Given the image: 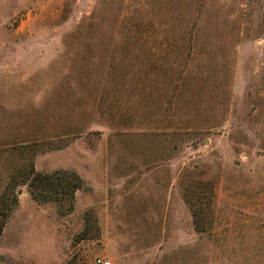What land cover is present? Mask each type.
<instances>
[{
	"label": "rangeland",
	"instance_id": "obj_1",
	"mask_svg": "<svg viewBox=\"0 0 264 264\" xmlns=\"http://www.w3.org/2000/svg\"><path fill=\"white\" fill-rule=\"evenodd\" d=\"M0 264H264V0H0Z\"/></svg>",
	"mask_w": 264,
	"mask_h": 264
},
{
	"label": "trees",
	"instance_id": "obj_2",
	"mask_svg": "<svg viewBox=\"0 0 264 264\" xmlns=\"http://www.w3.org/2000/svg\"><path fill=\"white\" fill-rule=\"evenodd\" d=\"M82 178L73 170L59 168L53 171L36 170L31 160L10 176L0 193V233L11 208L18 202V184H26L30 196L37 201L67 202L72 208L75 193L81 187Z\"/></svg>",
	"mask_w": 264,
	"mask_h": 264
},
{
	"label": "built area",
	"instance_id": "obj_3",
	"mask_svg": "<svg viewBox=\"0 0 264 264\" xmlns=\"http://www.w3.org/2000/svg\"><path fill=\"white\" fill-rule=\"evenodd\" d=\"M95 263L96 264H110V261L109 260H105V259L100 258V257H97L95 259Z\"/></svg>",
	"mask_w": 264,
	"mask_h": 264
}]
</instances>
